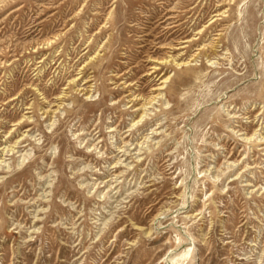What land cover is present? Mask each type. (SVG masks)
Segmentation results:
<instances>
[{"label": "rangeland", "instance_id": "1", "mask_svg": "<svg viewBox=\"0 0 264 264\" xmlns=\"http://www.w3.org/2000/svg\"><path fill=\"white\" fill-rule=\"evenodd\" d=\"M262 138L264 0H0V264H264Z\"/></svg>", "mask_w": 264, "mask_h": 264}, {"label": "bare ground", "instance_id": "2", "mask_svg": "<svg viewBox=\"0 0 264 264\" xmlns=\"http://www.w3.org/2000/svg\"><path fill=\"white\" fill-rule=\"evenodd\" d=\"M224 14V13H223ZM168 79H166V81H167ZM162 83H164L165 84V81L164 82H162ZM162 86V85H161ZM143 119V117H141L140 118V120H138V122H136L135 124H137V123H139L141 120ZM252 137H254V136H252ZM251 139V137L250 138H247L246 140H250ZM263 139V138H262ZM261 139V140H262ZM264 140V139H263ZM186 254H188V253H186Z\"/></svg>", "mask_w": 264, "mask_h": 264}]
</instances>
